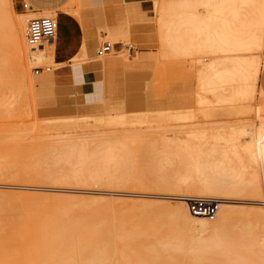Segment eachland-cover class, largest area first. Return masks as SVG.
I'll use <instances>...</instances> for the list:
<instances>
[{"label": "rangeland", "instance_id": "rangeland-1", "mask_svg": "<svg viewBox=\"0 0 264 264\" xmlns=\"http://www.w3.org/2000/svg\"><path fill=\"white\" fill-rule=\"evenodd\" d=\"M173 1L174 0L156 1L153 4V8L149 10H126L123 17L120 19V24L115 28L116 36H113V31L110 38L99 40V45L95 52L107 42L114 45L121 41L122 45H116L109 56L104 55L101 58L95 56L92 58L99 64H103L106 69L100 72L102 79L101 83L104 86V103L99 108L91 109L81 102L83 98H81L79 90L76 87L63 84L59 85L55 90L53 86L54 74L58 69L66 67L70 59L65 55L64 45L60 44V42H55V45L53 44L55 47L51 50V58L49 59H46V57L32 50V58L26 65L29 72L27 78L28 84L19 78L18 66L15 61L17 59V54L13 27L15 24L20 26L23 25L22 28L25 32L29 17L28 15H24L22 8L24 1L0 0V72L2 71L0 73V158L2 159L5 157V160L3 159L5 162L7 160L6 164L1 165L3 160L1 161L0 159V166H5L4 169L2 168L0 170V260L3 257L1 254H12L9 261L4 262V264H60L63 259L54 258L50 254V249L42 237L47 235H44L43 225H49L48 227L50 229L55 230L54 233L50 230L54 235L58 234L61 229L65 230L67 228L68 232V229H70L69 233L75 240V236L79 238V235L83 232V230L79 228V224H77L79 221V223H83L84 226H82L84 229L85 226L86 229H88V227L90 228L89 232L91 230L95 231L93 227H96L98 231L102 229V232L107 228L108 230L106 229V231L109 232V230L119 231L114 228L119 227L120 229L122 224H124L125 228L131 229L133 224H137L138 222L140 224V220H142L144 226L146 225L148 227V225L151 224L149 226L154 225V229L156 227L158 230L159 228L162 229V231L159 230L162 234H172L175 237L177 236V238L179 236L177 233H174L176 226L173 231L169 229L171 225L169 221L167 224H165L166 221L164 220H161L160 224L153 222L148 224L145 223V218L150 216L153 211L162 210L163 205L167 204L168 206L169 204L172 207L178 206L179 202L171 197L174 198L178 195L185 194L184 192L188 188L182 187L180 193H178L179 189H175V187V190H171V187L174 186L172 183L171 187H169L171 184L169 185V183H167L169 185L167 186L166 184L165 186L167 187L159 184V188V185L153 188L154 185L153 183L151 185V182H153L152 180L154 177L152 176H147V178L141 176H135L136 178L133 177L139 180L141 178L145 179L146 181L144 183L146 184H136L134 179L128 181V184L122 181H115L113 184L104 182L99 185L92 184V182L90 184V181L86 183L84 181H67L66 183V181L61 180L60 177L68 172L67 168L63 165H52L51 163H53V161L49 158L52 154L59 153V151L52 150V147L55 146V148H59L60 146L55 142V145H51V142L53 143V141L58 138L91 137L95 135H110L111 137L132 133L130 131H134L133 133L138 134L154 133L155 137H164L165 140L170 141L174 136H186V133L189 131L203 132V136L211 137L216 133L220 134L230 132L233 129H240L245 125L252 126L253 123H256V120L264 121V91L260 87L261 71L264 67V50L259 51L257 48L251 47L249 52L246 51V49L229 51L228 55H231L230 57L221 58L223 54L219 53L217 48L208 47L206 43V41L208 42L211 39L212 42L215 41L217 43V25L213 27L214 29L212 28L205 32V29L201 28L202 23H190L191 18L193 20L197 17H201L202 19L207 18L206 20H208L212 14L217 16L216 7H198L194 9L195 11L186 8L185 12H187L186 15L188 18L185 16L184 18L186 19H184L183 16L185 13L182 9L185 10V8L180 9L181 11L179 12V8L171 6ZM72 4L76 5L77 9H74L73 6L67 8V10L64 9L66 11H64V14L69 17H74L79 13L80 1L74 0ZM167 8H169V10ZM164 11L168 12V15ZM196 11H199L200 15L197 14L198 12L195 13ZM178 13L179 15L181 13V16H179ZM172 14L174 15L172 16ZM26 16L27 18L25 19ZM55 16H58V14L54 12L53 15L48 17L58 22ZM166 16L169 18H165ZM172 17L173 19L171 20ZM58 25L60 26L59 22ZM137 26L141 28L143 36L146 37L144 44H136L130 39L132 35L130 34V30ZM178 27H181L180 29H182V31H180ZM191 32L194 35L200 34L201 36H197L199 41L197 39L193 41L192 48H185V45H187L186 42L188 41L187 34H191ZM174 34H178L177 36L179 38ZM170 39L171 41H169ZM176 39H178L180 43L176 41ZM173 41L176 43L178 42V44L182 46L181 50H183V53H187H182V55H180V51L179 54H175L174 51H170L168 47L166 48L168 45L167 43ZM198 43H202L201 48H199L200 45H198ZM53 50L55 51L53 52ZM165 51L166 56H164ZM53 54L54 59H52ZM234 56L243 60H249L257 67V74L254 76L256 80L255 90L250 93L244 92L245 86L243 84L236 86L233 91L228 85L229 83H226L225 76L217 77V70L221 69L222 66L226 64H229L231 67H241V65L235 61L237 58H234ZM71 59L74 63L79 61L78 56H74ZM50 60L58 65L53 64ZM116 60H120L121 65L112 66L111 64ZM37 67L43 69L50 67L51 72L36 75L34 69ZM208 71L210 73L214 72L216 75L214 81L209 83V86H207L204 81H199L198 79V74ZM46 79H48V83L45 81ZM19 80H21L22 83ZM251 81V78L246 80L247 83ZM24 85L28 87L26 90ZM4 95L5 97L7 96V98L4 99ZM189 99L192 100L191 106H180L188 103ZM119 102H125L131 105L138 104L136 106H129L128 109L123 110L124 113H129L125 116L126 125L121 124L120 119L117 118L118 113L115 111L113 113L106 112L108 105H115L116 107ZM146 102L156 106L157 109H161L159 112L164 113L163 115L165 116L163 120H160L156 124H150L148 127L143 123L146 118L151 117V115H147L143 112L145 111ZM257 106H262L261 108H263L260 113L263 119H260V115L258 116L255 112ZM104 107L106 109H104ZM101 114L106 115L104 120L112 116L116 118L111 121L112 124L110 125L108 122L100 121ZM205 137L198 143L202 148L206 146L208 141L207 138L204 139ZM45 142L52 147H48ZM165 144L166 143H164V145ZM138 148L139 147L136 149L139 153H135L138 163L135 169H137L136 171L144 172L147 169L145 166L147 163V152L143 150L139 151L141 148ZM5 168H8L9 172ZM258 170L260 172L261 168L258 167ZM259 175L260 180L263 181L262 185H264V175ZM59 179L61 181H59ZM122 185L124 187H122ZM144 185L145 189L143 187ZM141 186L142 189H140ZM135 189L140 190L136 191ZM191 189L189 190L190 192H197L195 191L196 189ZM72 190H80L82 193L79 192L75 194ZM176 190H178V192ZM119 192L123 194L126 192L130 195L132 193L136 195V192L137 194L139 192V194L145 193L146 196L123 197V195H119ZM222 198V200H227L226 198L228 197ZM217 200L220 201L221 199ZM135 201L137 203H135ZM94 202L96 204H94ZM236 204L239 206L244 203L237 202L235 205ZM63 206L76 207L75 210H73L76 212L74 216L72 213L71 214L72 217H75V215L81 216L78 217L79 219L75 217L79 221L75 218L74 221L72 217L71 220L68 216L63 215V211L61 212L60 210ZM241 206H244L246 209L250 208L248 210H251L252 207L262 208L261 210H264V198L262 204L257 206L252 205L251 207L250 204ZM151 209L154 210L152 211ZM66 210L67 209H65V211ZM70 212H72V209ZM144 212L148 213L145 214ZM142 214L143 217L145 216L144 219H142ZM113 216H115V221L112 220ZM139 216H141V219ZM117 219H119V222ZM137 220L139 221L137 222ZM247 220L248 222H246ZM246 221H242V224L249 223L251 226L253 225L252 231L254 228L253 233H256H254V236L258 235L257 238L259 239L257 240L263 243L264 215H255V212L254 214L249 213ZM113 222H115V226ZM238 222L239 221L236 222L237 227L238 225H242ZM60 223L64 224L63 227L61 226V229H59ZM66 224L67 226H65ZM75 224L77 225L74 226ZM162 225L163 227L161 228L160 226ZM144 226L142 227L144 228ZM146 226L145 229H147ZM71 227H75V230H73L74 228L71 229ZM76 227H78V229ZM121 227L123 228V225ZM152 228L148 227L147 230L151 229L152 231ZM191 229H187V234L184 232L191 237H189L191 240L192 238L197 241L202 238L215 239L219 234V232L212 229H207L206 231H200L195 228ZM125 230L126 229L122 232L124 233ZM128 230L129 229H127V231ZM167 230H170L171 233H168ZM50 231L47 232L45 230L46 233H50ZM175 231L178 233L180 232L178 227ZM188 233H190V235ZM109 236L107 234L103 235V238L106 237L104 241H102L103 238L100 236V241L112 245L114 240L112 236H110L112 238ZM47 237H49V235H47ZM184 238L186 239V237ZM105 239L107 241H105ZM149 240H145V243L147 242L149 245L148 247H150L148 241L153 243L154 239ZM96 241L98 242V238ZM138 243L139 245L142 243L141 246L143 244V246H145L144 241ZM136 244L137 243H135V246L133 244V248H137ZM261 246H264V243ZM104 250H110L109 252H111L109 247H107V250ZM14 252L17 253L18 256L13 257ZM234 263L236 264L237 262ZM0 264H3V262L0 261Z\"/></svg>", "mask_w": 264, "mask_h": 264}, {"label": "bare ground", "instance_id": "bare-ground-1", "mask_svg": "<svg viewBox=\"0 0 264 264\" xmlns=\"http://www.w3.org/2000/svg\"><path fill=\"white\" fill-rule=\"evenodd\" d=\"M171 6H173L174 8L175 7L179 8L178 10L179 12L181 11L180 9L185 8V10L182 9V11H184L185 13L183 18L185 16L187 17L186 15L187 12H185L186 8L193 9V11H195L194 9L198 7H202V8H206L209 6L216 7L217 16L212 14L208 20H206L207 18L202 19L201 17L196 16L197 18L193 20L192 18L190 19V23L191 24H197L198 22L202 23L201 28L205 29V32L209 31L210 29H212L217 25L216 28V30L218 31L217 33L218 37L216 38L217 43L215 41L212 42V39L209 40L208 42L206 41V43L207 46L210 48L213 47L214 49L217 48L218 52L223 54L221 58H226L228 56L230 57L231 55H228L229 51L246 49V51L249 52V49L251 47H255L259 51L264 50V0H177V1L174 0ZM169 8L167 9L169 10ZM165 13H167L168 15V12ZM195 13L199 14V11H196ZM53 14L54 12H43L42 14H36V13L34 14L32 8L29 11L24 10V15H28L29 17L28 21L33 17L51 16ZM173 15L174 14H172V16ZM179 16H181V13ZM55 17L59 22V17L58 16ZM26 18L27 16L25 17V19ZM165 18H169V17L166 16ZM172 19L173 17L171 18V20ZM28 21H27V25H28ZM27 25L25 27V32H24V29L22 28L23 25L20 26L18 24H15L13 27V34L16 42L17 59L15 61L18 66L19 78L28 84L27 78L29 72L27 70L26 65L27 63H29V61L32 58L31 55L32 50L33 52L39 53V55L41 54L43 57H46V59L51 58V50L53 49V47H55L54 46L55 42L56 43L59 42L58 33L61 32L63 25L61 23L60 26L58 25L56 39L51 44V45L54 44L53 46L45 45L44 48H36V49H33L27 42V37H26ZM180 28L181 27H178V29L182 31V29ZM199 35L200 34L194 35L192 34V32L191 34H187L188 41L187 42L185 41L187 43V45H185V48H190V47L192 48L193 41L196 40L197 36ZM169 41H171V39ZM176 41H178V39H176ZM178 42L176 43L173 41L171 43H167L168 45L165 46L166 48L168 47L170 51H174L175 54L176 53L179 54V52L181 51L180 55H182L183 53L182 52L183 50H181L182 46H180ZM198 45H200L199 48H201L202 43H198ZM112 49L113 47L111 46V51ZM191 50H195V49H191ZM54 51L55 50H53V52ZM111 51L109 53H111ZM165 54L166 51L164 53V56H166ZM103 56H99V57H103ZM234 58H237L235 59V61L239 63L241 67L236 68V67H231L229 64H226L225 66H222L221 69L217 70V77L225 76L226 83L227 82L229 83L228 85L231 87V90L233 91L236 86H238L239 84H243L245 86L244 92L250 93L251 91L255 90L256 80L254 79V76H256L257 74V67L249 60H243L235 56ZM52 59H54V54ZM53 64L58 65L55 62ZM45 72L47 71H44L43 73ZM198 75H199V77L197 76L198 79L204 81L207 86H209V83L214 81V78L216 76L214 72L210 73L209 71L204 72L202 74L200 73ZM250 78L252 81L250 83H247L246 80ZM21 80L19 81L22 83ZM27 88L28 87H26L25 90ZM5 98H7V96L5 97L4 95V99ZM261 107L257 106L255 109V112L258 114V116L260 115L261 110L263 109ZM261 116L262 115L259 116L260 119H263ZM130 132L132 133H127L124 135H116L111 137L110 135H95L91 137L83 136V137H73V138L60 137L57 140L53 141V143L51 142V145L52 144L55 145V143H57L58 146H60L59 148H55V146L52 147L50 144H47L46 142L45 144L48 147L50 146V148L52 147L53 148L52 150L59 151V153L52 154L51 156H49V158L53 161V163H51L52 165L53 164L54 166L63 165L64 167L67 168L68 172L64 173L60 177V179L66 181V183L67 181H76V182L84 181L85 183L90 181L89 182L90 184L92 182V184L94 183L95 185H99L104 182L113 184V182L115 181L118 182L122 181V182H127L126 184H128V181L133 180L134 179L133 177L135 176H141L146 178L147 176H152L154 177L153 180L151 179L153 181L151 182V185L152 183L154 185L153 188L157 187V185L159 184L165 186L167 183H169V185L172 183L174 185L173 187H171L172 184L170 186L167 184V186L171 187L172 188L171 190L179 189V192L178 190H176L178 193H180L181 191L180 189H182V187L188 189L193 188L194 190L196 189L195 191L197 192H190L189 191L190 189L189 190L187 189L184 192L185 194L178 195L174 198L171 197L172 199H175L179 202L178 206L172 207L169 204L168 206L166 204L163 205L162 210L160 211L156 210V212L153 211L154 209L153 210L151 209L153 213L151 214L150 212L151 215L145 218L146 219L145 223L148 224L152 222L156 224H160L161 220L166 221V223L165 222L164 223L167 224V222L169 221L170 222L169 224L172 225V226L170 225L169 228L170 230L172 229L171 231L175 229V226L176 229L177 227L179 228L180 230L179 233L175 231L176 229L174 230V233L175 234L177 233L179 235L178 238L177 236L175 237L172 234H162L161 233L162 229L159 228V230H161L159 232V230L156 229L157 228L156 226H155L156 230L153 227L154 225L149 226L151 224H149L148 227L149 228L153 227L152 231L151 229L147 230L148 227L146 225L145 226L147 227V229H145L142 220H140L141 216H139L140 217L139 220L141 221V223L139 224L138 222L139 220H137L138 223L133 224L131 226V229L125 228L124 224H122L123 228L121 227L122 225L120 226V229L119 227L114 228V229H118L119 231L109 230L108 232L106 231L107 228L105 229L102 225V227L105 229V231L103 230L104 232H102V229L101 231L96 230V227L95 228L93 227L95 231L91 230L89 232L90 230L89 227L88 229H86L85 226L84 229L83 223L82 224L79 223L80 221L78 220L79 219L78 217L81 216L75 215V217L78 219L72 217V214L74 216V214L76 213L75 211H73L75 210L76 207L63 206V208L61 207L62 209L60 208L61 212L63 211L62 212L63 215L68 216L70 219L72 217V219L75 218L76 220H78L79 222L77 224H79L78 226L83 230V232H81L79 238L78 236H75L76 239L74 240L69 233L70 229H68L69 232L67 231V228L65 229L67 232L61 229L64 224L60 223L59 229H61V231L56 235L53 234L55 230L50 229L48 227L49 225H45V226L43 225V229H44L43 231L45 233L44 235L47 234L49 235V237H47V235L42 237L44 238L45 242L47 243L50 249V254L54 258L63 259L60 264H231V263L235 264L234 262H237L236 264H264V253H263L264 246H261L264 243V240L262 241L263 243H261L260 240H259L260 242L257 240L259 239L257 238L258 235L254 236L255 233V232L253 233L254 228L252 231L253 225L251 226V224L249 223L242 224V221L244 220L246 221L249 213L254 214L255 212V215H264V210H261L262 208L252 207V205L257 206L259 204H262L264 198V185H262L263 181L260 180L259 177L260 176L259 174L264 175V121L256 120V123H253L252 126L245 125L240 129L239 128L233 129L230 132H224L220 134L216 133L211 137L203 136V132L189 131L186 133V136L184 137L174 136L173 139L170 141L165 140L164 137L163 138L155 137L154 133L138 134V133H133L134 131H130ZM203 137H205L204 139L206 138L208 139L207 143L205 142L206 146L204 148L200 147L198 144L201 142ZM164 143L166 144L164 145ZM137 147L141 148V150L138 148L139 151L143 150L147 152L146 153L147 163L145 165L147 169L144 172H139L136 171L137 169H135L137 168V164H138L136 161L137 157L135 155V153L137 152L136 149ZM3 159L5 160V157L2 158L1 161ZM3 161L1 162L2 163L1 165L6 164L7 162V160L6 162ZM4 167L2 166L0 170L2 168L4 169ZM258 167L261 168L260 172L258 170ZM5 169L8 170V168ZM60 179L59 181H61ZM134 180L136 181V184H146L144 183L146 181L145 179L141 178L139 180L137 178ZM122 187L124 186L122 185ZM143 187L145 189V185ZM159 187L160 185L158 186V188ZM169 187L168 189L170 190ZM140 189H142V186ZM135 190L137 191L138 189ZM74 192L76 194L81 191L75 190ZM119 195L121 196L123 195V197L146 196L145 193L139 194V192L138 194L136 192V195H134L133 193L130 195L127 194L126 192L125 194L119 192ZM191 196L214 198L219 200L221 199L220 201H218L219 206L216 216L213 219H211L206 217H196L192 215L185 202V199ZM222 197H228V198H226L227 200H222L223 199ZM73 199H77V198H73ZM237 202L239 203L242 202L247 205L250 204L252 209L248 210L250 208L246 209L244 206H241L244 204H240L239 206L238 204H236L237 205L236 206L235 203ZM135 203L137 202L135 201ZM94 204L96 203L94 202ZM70 208L72 209V212H70L71 211ZM65 209L67 210L65 211ZM144 210L147 211L146 209ZM115 216H113L112 219L113 221L116 220L114 218ZM144 217L142 219H144ZM117 220L119 222V219ZM237 221H239L238 223H241L242 225L241 226L238 225L237 227L236 226ZM246 222H248V220ZM114 223L115 222H113V225ZM77 224H75L74 226H76ZM163 225L160 227L162 228ZM65 226H67V224ZM126 226L128 227V224ZM142 226H144V228ZM76 228L78 229V227ZM191 228L199 229L200 231L201 230L206 231L207 229H212L219 232V234L215 239L202 238L197 241L192 238L191 240L190 239L191 237L186 235L187 229L190 230ZM71 229L75 230V227H71ZM124 229H126L125 230L126 233L125 231L124 233L122 232ZM127 229L129 230L127 231ZM45 230L47 232L51 230L53 231V233L51 231L50 233H46ZM170 230L169 231L167 230L168 233H171ZM106 234L108 236L110 235L113 237L112 238L109 236L114 240L112 245H110L109 243L102 242L104 241V238H106V237L103 238V235ZM188 234L190 235V233ZM100 236H102L103 238L102 241H100L101 240L99 238ZM184 237H186V239ZM97 238H98V242L96 241ZM149 239L151 240L154 239L153 243H150L151 241ZM107 240L105 239V241ZM145 240L150 241V242L148 241L150 247H148L149 245L147 244V242L145 243ZM142 241H144L146 247L143 246L144 244L141 246ZM138 242H140L141 244L139 245ZM135 243H137L136 244L137 248L134 247L135 248L134 249L133 244L135 246ZM107 247L111 249V252H109L110 250H107ZM104 249H106L108 252L105 251ZM14 253H13V257L18 256L17 253L15 254ZM1 255L3 257L1 258L0 261H2L3 264L4 262H8L10 257L12 256V254L8 255L7 253Z\"/></svg>", "mask_w": 264, "mask_h": 264}, {"label": "crops", "instance_id": "crops-1", "mask_svg": "<svg viewBox=\"0 0 264 264\" xmlns=\"http://www.w3.org/2000/svg\"><path fill=\"white\" fill-rule=\"evenodd\" d=\"M19 1L28 3L33 9L34 14H42L43 12H55L58 14L59 22L63 25L61 32L58 33V40L60 44L64 45L65 55L70 59L66 67L58 69L54 74L53 86L55 90L59 85L63 84L76 87L79 90L81 98H83L81 102L88 108L96 109L104 103V86L101 83L102 79L100 72L106 69L103 64H99L95 59H92L95 56L99 57L97 51L100 48L95 52L99 45V40L110 38L113 31V36H116L115 28L120 24V19L123 17L126 10H149L153 8V4L159 0H79V13L74 17L64 15V9L71 6L77 9L76 5L72 4L74 0ZM65 23L68 26H66ZM130 34H132L130 37L131 41H134L136 44L145 43L146 37L143 36L142 30L138 26L133 27L130 30ZM109 44L115 49L116 45H122V42L119 41L114 45L111 43ZM109 55L110 53L107 54V56ZM74 56H78L79 58V61L76 63L71 59ZM111 65H121V61L116 60ZM47 80L48 79L45 81L48 83ZM260 87L264 91V68L260 79ZM191 101L192 100L189 99L188 103L180 106L189 107L192 105ZM136 105L138 104L131 105L125 102H119L116 107L115 105H108L107 109L105 107L104 109L107 110L106 112L113 113L115 111L118 113L117 118L120 119L122 125H126L125 116L129 113H124L123 110L128 109L129 106ZM159 110L161 109H157L156 106L148 104L147 102L145 103V111L143 112L147 115H151V117L143 121L147 127L165 118L163 115L164 113L159 112ZM100 117V121L108 122L110 125L112 124L111 121L116 118L112 116L104 120L106 117L104 114H101Z\"/></svg>", "mask_w": 264, "mask_h": 264}, {"label": "built area", "instance_id": "built-area-1", "mask_svg": "<svg viewBox=\"0 0 264 264\" xmlns=\"http://www.w3.org/2000/svg\"><path fill=\"white\" fill-rule=\"evenodd\" d=\"M25 11L31 10L28 3L22 5ZM58 23L51 17H33L29 19L27 25V42L33 48H44L45 45H51L57 35ZM111 51V45L105 43L98 51V56H103ZM51 68L43 69L37 67L34 69V73L39 75L44 71L50 72ZM185 202L188 206L190 213L196 217H206L213 219L217 212L219 202L214 198L205 197H187Z\"/></svg>", "mask_w": 264, "mask_h": 264}]
</instances>
